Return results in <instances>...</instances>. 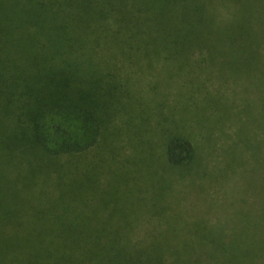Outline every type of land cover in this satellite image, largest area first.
Here are the masks:
<instances>
[{
  "label": "trees",
  "instance_id": "trees-1",
  "mask_svg": "<svg viewBox=\"0 0 264 264\" xmlns=\"http://www.w3.org/2000/svg\"><path fill=\"white\" fill-rule=\"evenodd\" d=\"M119 135L264 204V0H0V264H147L83 220L74 160Z\"/></svg>",
  "mask_w": 264,
  "mask_h": 264
},
{
  "label": "rangeland",
  "instance_id": "rangeland-1",
  "mask_svg": "<svg viewBox=\"0 0 264 264\" xmlns=\"http://www.w3.org/2000/svg\"><path fill=\"white\" fill-rule=\"evenodd\" d=\"M74 161L96 176L95 193L87 196L92 208L83 220L100 230L126 229L141 262L264 264V204L257 193L249 197L235 188L234 195L214 198L221 186L214 180L217 188L184 190L120 135ZM226 181L224 187H239Z\"/></svg>",
  "mask_w": 264,
  "mask_h": 264
}]
</instances>
